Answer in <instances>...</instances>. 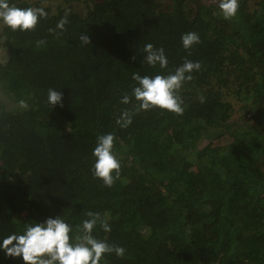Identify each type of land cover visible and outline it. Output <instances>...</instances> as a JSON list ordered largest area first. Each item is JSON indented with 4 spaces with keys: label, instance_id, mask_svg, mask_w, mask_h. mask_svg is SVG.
Segmentation results:
<instances>
[{
    "label": "trees",
    "instance_id": "16d2710c",
    "mask_svg": "<svg viewBox=\"0 0 264 264\" xmlns=\"http://www.w3.org/2000/svg\"><path fill=\"white\" fill-rule=\"evenodd\" d=\"M59 2L44 4L49 17L34 32L0 25V237L93 210L112 225L98 236L126 249L106 264H264V0H239L230 20L216 0ZM66 10L57 38L48 28ZM188 31L201 37L191 54L180 41ZM40 38L48 43L36 48ZM148 42L165 48L168 70L184 58L202 68L181 90L183 115L156 108L120 128L116 118L134 107L120 103L131 74L167 71L142 62ZM49 88L63 92V107L47 104ZM106 132L122 163L111 188L90 170ZM0 264L23 261L0 251Z\"/></svg>",
    "mask_w": 264,
    "mask_h": 264
},
{
    "label": "clouds",
    "instance_id": "9594fccd",
    "mask_svg": "<svg viewBox=\"0 0 264 264\" xmlns=\"http://www.w3.org/2000/svg\"><path fill=\"white\" fill-rule=\"evenodd\" d=\"M219 13L225 20L238 15L239 0H216ZM69 11L56 22L48 32L59 38L67 30L70 23ZM49 11L44 4L25 3L24 0H0V25L6 26L12 32H34L41 21L47 20ZM79 41L82 45L92 43L91 37L81 33ZM183 49L190 50L201 42L196 31H188L180 37ZM46 38L35 41L36 48L47 45ZM143 60L149 66H159L162 70L155 74L133 72L131 79L134 84L130 94L121 96L120 103L133 104V108L124 109L116 118L120 128H128L133 123L134 116L156 108L167 110L177 115L185 111L184 99L181 95L186 82L193 80V73L201 70L199 60L184 58V61L174 70H168L169 59L163 46L157 47L151 42L145 43L142 49ZM133 60L137 59L133 56ZM63 92L57 88H49L47 104L52 109L63 107ZM200 102H205L203 95ZM21 105L28 107L23 101ZM117 137L114 132L100 133L96 136L91 150V174L105 187L111 188L121 177L122 163L115 151ZM84 219L79 223L69 222L61 213L48 215L43 220H32L26 223L22 230L11 232L0 237V251L10 259H21L23 264H106L107 256L115 254L124 257L126 249L122 245L110 243L106 238L98 236V229L104 233L112 231L107 213L87 210Z\"/></svg>",
    "mask_w": 264,
    "mask_h": 264
},
{
    "label": "rangeland",
    "instance_id": "374dc122",
    "mask_svg": "<svg viewBox=\"0 0 264 264\" xmlns=\"http://www.w3.org/2000/svg\"><path fill=\"white\" fill-rule=\"evenodd\" d=\"M36 2H39V3H41V4H50L51 5V7L54 9L60 2H59V0H36ZM80 2H78V1H76V2H74L73 4H79ZM67 4H69V3H67ZM2 47H0V57L1 58H4V56L6 55V53H5V51L4 50H2L1 49ZM236 112H235V114H234V116H235V118L236 117H238L240 114H243V111H241L240 110V108H239V106H236ZM209 138L210 139H214L215 138V136H214V134H210L209 135ZM215 140V139H214ZM226 139H223V140H220V141H218V142H216L215 144H218V143H222V144H224V143H226V141H225ZM204 143H206V142H204ZM221 144V145H222Z\"/></svg>",
    "mask_w": 264,
    "mask_h": 264
}]
</instances>
